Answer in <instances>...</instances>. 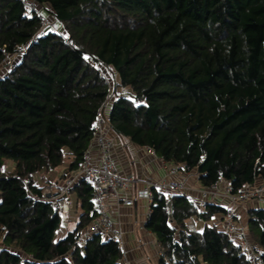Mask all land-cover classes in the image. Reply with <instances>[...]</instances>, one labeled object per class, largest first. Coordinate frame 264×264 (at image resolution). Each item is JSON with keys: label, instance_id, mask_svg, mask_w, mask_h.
<instances>
[{"label": "trees", "instance_id": "trees-1", "mask_svg": "<svg viewBox=\"0 0 264 264\" xmlns=\"http://www.w3.org/2000/svg\"><path fill=\"white\" fill-rule=\"evenodd\" d=\"M33 1L61 29L42 30L39 13L0 0V67L24 50L0 78V264H125L101 235L79 244L96 218L84 180L68 193L81 214L61 240V212L42 200L45 175L66 166L65 181L79 169L104 106L117 137L197 172L202 188L237 195L264 181V0ZM228 213L153 191L145 229L158 264H264L263 209L248 213L254 261L215 225L187 226Z\"/></svg>", "mask_w": 264, "mask_h": 264}, {"label": "built area", "instance_id": "built-area-1", "mask_svg": "<svg viewBox=\"0 0 264 264\" xmlns=\"http://www.w3.org/2000/svg\"><path fill=\"white\" fill-rule=\"evenodd\" d=\"M25 8L26 12L30 16L32 12L39 13L42 19V30L53 29L57 30L52 24V21L45 15H42L39 6L33 0H20ZM24 53V50L18 51L12 56H7L4 60L2 66L6 68L7 72L15 69L18 57ZM105 106L99 111L96 122L97 136L95 139V145L97 148V156L94 158L91 155V150H89L84 157L82 164L79 169L71 176H69L64 182L61 189L57 187L47 186L43 188L42 200L54 202L56 200H62L61 197L69 193V191L80 181L84 180L93 189V201L96 213V218L92 223L86 228L82 234L79 244L81 246H86L88 240L94 235H101L105 240H112L117 242L123 250V260L125 264H129L126 260V246H125V233L121 226L116 223L115 212L120 207H134L139 200H146L148 203L147 214L145 216V225L150 219L153 204V191L158 193H163L167 196L168 201L173 195L178 193L187 192L185 182L181 180H174L171 182H158L150 183L146 188L139 190L136 193V198L126 199L124 194L130 192L134 189L136 185V180L132 177H124L114 165L112 145L107 138L105 127L110 129L109 122L105 116ZM105 132V133H104ZM151 153H154L148 148ZM4 172H10L9 167L3 168ZM169 176L178 174L174 169L169 170ZM198 174L196 173V179H198ZM63 182V183H64ZM29 180H25L24 184L26 187L29 186ZM259 183V184H258ZM217 186H211L209 188H202L198 192V196L201 202L212 203L216 201L221 194L219 193ZM58 193H54L53 191ZM226 197H228L235 204H244L250 201L254 202L264 197V181L256 182L252 186L246 187L240 191L237 195H232L230 190L226 192ZM35 197V196H34ZM38 199V197H35ZM227 217L230 219L226 232L231 235L233 239L240 238V246L243 249L244 254L252 259L256 260L255 251L258 246L248 240L244 235H241V230L239 229L238 221H240L239 216L229 210ZM145 225L141 226L143 229ZM188 228L190 231L196 232L197 229L193 222L188 223ZM238 234V235H237ZM154 248L159 250L158 256L162 254V249L158 243L154 244Z\"/></svg>", "mask_w": 264, "mask_h": 264}, {"label": "crops", "instance_id": "crops-1", "mask_svg": "<svg viewBox=\"0 0 264 264\" xmlns=\"http://www.w3.org/2000/svg\"><path fill=\"white\" fill-rule=\"evenodd\" d=\"M6 74L4 66L0 67V78ZM111 130V129H110ZM107 138L114 143V162L117 169L125 176H133L137 183L134 186V189H131L130 192L124 194L126 199L136 198V193L142 188V186L147 182H155L162 180L166 176L165 169L160 166V164L151 159V157L145 154V150L133 145L128 140H120L111 130L107 133ZM91 155L95 158L97 156V148L95 143L91 148ZM6 167L10 169L13 167L11 163H7ZM66 170V166L57 169L56 171L45 175L42 180L41 187L46 184H54L55 187L61 189L62 187V174ZM49 184V185H50ZM197 188L201 187L197 182L195 185ZM223 189L219 193L224 194L226 185L222 184ZM74 194V193H72ZM183 194L188 195L196 205L203 209V202H201L198 193L196 192H185ZM71 194L67 195V200H69ZM76 195V194H75ZM65 198V197H64ZM77 203L78 198L76 196ZM203 203V204H202ZM214 204L222 206L226 209L235 212L240 221H238L239 229L241 230V235H244L249 239V211L256 209L264 210V198L258 201L250 202L247 204H234L228 197L221 195ZM148 203L146 200H139L134 207H120L115 212V220L118 223L124 233H126L128 245L126 247V254L130 261V264H158L159 256L152 250L154 244L157 243L156 238L148 232L145 227V216L147 214ZM230 219L228 217H215L211 222L204 223L202 221L189 220L193 222L198 232H202L207 225H215L220 231L226 232ZM139 224V225H138ZM238 235V234H237ZM235 243L240 245V238L234 239ZM137 243H141L143 246L142 249L146 250L147 253L143 250H139L136 247ZM129 248V249H127ZM205 264V263H203Z\"/></svg>", "mask_w": 264, "mask_h": 264}, {"label": "rangeland", "instance_id": "rangeland-1", "mask_svg": "<svg viewBox=\"0 0 264 264\" xmlns=\"http://www.w3.org/2000/svg\"><path fill=\"white\" fill-rule=\"evenodd\" d=\"M51 21H52V18L51 17H48ZM52 24H53V26L55 27V28H58V30H59V28L61 29V26L60 27H57V24H55V21H54V19H53V21H52ZM109 81L110 82H112V80L109 78ZM119 92L120 93H123L124 95L126 94V93H130V90L129 89H127V90H123V89H121V90H119ZM104 130H106V136H107V133L108 132H110L111 130L109 129V128H107V127H105L104 128ZM105 133V132H104ZM119 138V137H118ZM120 140H122L121 138H119ZM122 141H124V139L122 140ZM109 142H110V144L112 145V152H113V154H114V143L111 141V140H109ZM145 150V154H147V155H149L150 157H151V159H153V160H155V161H157L159 164H160V166L162 167V168H164L165 169V172H166V176H165V178L164 179H162V180H158V181H155L154 183H158V182H171V181H174V180H181L182 182H185V186H186V189H187V191L190 193V192H196V193H198L201 189H202V187H196L195 185H196V183H197V180H196V173L197 172H184V171H182V170H177V169H175V168H173V167H168V166H166V164L164 163V162H162L160 159H158L157 157H156V155H155V153H151L149 150H148V148H145L144 149ZM113 159H114V156H113ZM114 161V160H113ZM114 165H115V162H114ZM116 166V165H115ZM117 168V167H116ZM171 169H174V170H176L177 172H178V174H176V175H173V176H169V174H170V172H168L169 170H171ZM119 171V170H118ZM120 172V171H119ZM121 173V172H120ZM169 173V174H168ZM124 177H132L134 180H136L133 176H130V175H128V176H125V175H123ZM64 182V181H63ZM136 183H137V181H136ZM150 183H152V182H147V183H145L143 186H142V188L141 189H144V188H146V186H148V185H150ZM63 184H65V182L64 183H62V186H63ZM259 184V183H258ZM49 187V186H51V185H49V184H44L43 186H42V188H46V187ZM55 188V187H54ZM217 189H218V191H221V189H223L224 187H216ZM140 189V190H141ZM57 191H60L59 189H57ZM56 191V189H55V191H53L54 193H58ZM136 195V194H135ZM221 195H226V193H224V194H222L221 193ZM67 197V196H66ZM64 198V196H62L61 197V199L62 200H56V201H54V204H55V206L56 207H58L59 208V210H60V212H61V215H62V223H61V227H60V229L58 230V232H57V234H56V241H58V240H61V239H63V238H65L66 237V235H67V233H69V232H71V231H73L75 228H76V226H77V224H78V221H79V218H80V214H81V210H80V208H79V205H78V203H77V199H76V195L75 194H71L70 195V198H69V200H67V198ZM262 198H264V197H262ZM262 198H260L259 200H261ZM258 201V200H257ZM250 202H252V201H250ZM250 202H248V203H250ZM203 204V203H202ZM235 204V203H234ZM244 204H247V203H244ZM190 223V222H189ZM139 225V224H138ZM125 235V246L127 247V245H128V240H127V236H126V233L124 234ZM247 238V237H246ZM248 239V238H247ZM248 240H250V239H248ZM0 241H1V239H0ZM0 244H1V242H0ZM141 244V243H140ZM139 243H137L136 244V247L137 248H139V250H143V251H145V253H147V251L146 250H144V249H142L143 248V246H141ZM127 249H129V248H127ZM152 250L158 255V253H159V250L158 249H156V248H152ZM126 261L127 262H129V264H130V261H129V259H128V257H127V254H126ZM201 264H203V263H201Z\"/></svg>", "mask_w": 264, "mask_h": 264}]
</instances>
